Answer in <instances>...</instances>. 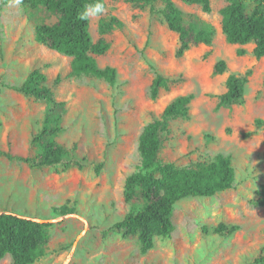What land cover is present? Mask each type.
<instances>
[{
	"label": "rangeland",
	"instance_id": "1",
	"mask_svg": "<svg viewBox=\"0 0 264 264\" xmlns=\"http://www.w3.org/2000/svg\"><path fill=\"white\" fill-rule=\"evenodd\" d=\"M256 0H245L251 12ZM187 26L214 29L211 45H192L177 56L179 36L164 23L162 3L138 7L130 0H105L106 11L90 18L93 42L105 38L111 48L96 57L99 67L117 70L110 84L93 77L70 78L72 58L35 40L40 24L58 15L26 0H0V213L11 212L46 225L44 255L34 264H264V58L254 44L232 45L222 31L221 9L227 0H211V12L174 0ZM116 26L101 35L102 19ZM239 50L245 54L238 55ZM226 62L223 74L215 65ZM48 77L57 103L50 138L85 167L31 168L19 157H36L33 144L45 124L47 104L18 93L34 70ZM175 81L157 100L150 97L156 74ZM230 75L244 82L243 100L222 105ZM59 80V83H57ZM57 83V84H56ZM192 94L189 116L170 123L163 162L186 167L231 159L234 187L209 198H187L175 205L174 229L156 236L144 254L138 236L114 229L131 210L125 183L140 165L139 138L176 97ZM5 154H11L10 160ZM220 225L227 229L217 232ZM237 226L238 230H229ZM12 258L0 264H12Z\"/></svg>",
	"mask_w": 264,
	"mask_h": 264
},
{
	"label": "trees",
	"instance_id": "2",
	"mask_svg": "<svg viewBox=\"0 0 264 264\" xmlns=\"http://www.w3.org/2000/svg\"><path fill=\"white\" fill-rule=\"evenodd\" d=\"M189 5L201 6L205 12H211V0H182ZM228 4L220 11L222 31L226 41L232 45L245 46L254 44L253 54L264 58V0H256L251 12L247 11L245 0H227ZM105 0H26L31 8L45 7L58 15L54 24H40L36 29L35 40L64 56L72 58L70 78L93 77L110 84L117 81L114 67H99L96 57L109 51L111 44L101 38L93 42L90 33V19L82 20L79 13L85 5H92ZM135 6L144 8L162 3L160 14L168 28L179 36L180 46L177 56L182 57L192 45H211L214 29L206 26L196 29L187 26L183 12L174 0H130ZM121 27L116 18L102 19L99 30L106 35L114 27ZM239 56L245 50H239ZM226 62L215 65V73L226 71ZM47 75L39 69L32 71L23 83L13 89L37 102L47 104L45 124L42 131L33 139L39 149L36 157H19L18 159L31 168H54L61 165L85 167L86 158L78 159L50 138L62 131L52 126V106H64L57 103L54 91L46 85ZM59 83V80L58 82ZM56 83V84H57ZM175 81L158 73L150 87V97L157 100L163 90L171 88ZM227 90L220 96L222 105H233L243 100L245 87L243 80L230 75L226 82ZM192 94L181 95L173 99L159 118L147 124L139 138L138 152L140 165L138 170L127 177L125 183V201L132 210L114 229L126 236H138L141 251L146 254L154 248L156 236H168L174 229L173 212L175 205L187 198H209L231 190L236 180V171L231 159L218 154L212 161L197 162L186 167H176L163 162L160 154L165 148L170 123L189 116ZM13 160L11 154H5ZM258 204L264 206V186L260 192ZM227 229L220 225L217 232ZM237 226L229 231L235 232ZM48 241L46 225L32 218L11 212L0 213V259L10 256L12 264H34L44 255V245Z\"/></svg>",
	"mask_w": 264,
	"mask_h": 264
},
{
	"label": "clouds",
	"instance_id": "3",
	"mask_svg": "<svg viewBox=\"0 0 264 264\" xmlns=\"http://www.w3.org/2000/svg\"><path fill=\"white\" fill-rule=\"evenodd\" d=\"M106 11L103 3L97 2L92 5H85L84 10L79 13V18L82 20H88L92 17L99 16Z\"/></svg>",
	"mask_w": 264,
	"mask_h": 264
}]
</instances>
